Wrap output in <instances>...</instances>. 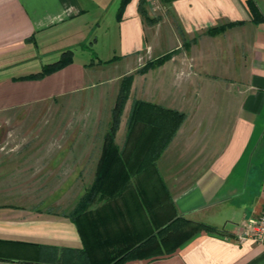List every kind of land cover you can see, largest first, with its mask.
<instances>
[{
	"label": "crops",
	"instance_id": "obj_1",
	"mask_svg": "<svg viewBox=\"0 0 264 264\" xmlns=\"http://www.w3.org/2000/svg\"><path fill=\"white\" fill-rule=\"evenodd\" d=\"M247 1L0 0V60L19 56V68L21 54L39 49L53 54L41 67L71 57L41 78L1 70L2 118L85 87L103 61H126L119 82L132 75L105 151L78 145L69 158L68 140L0 141V264H106L115 247L138 245L166 220L158 252L120 264H264V243L240 237L264 204L254 163L264 139V19L253 20ZM250 1L264 18V0ZM135 100L155 107L131 123ZM97 178L109 184L97 215L109 230L81 236L69 213ZM184 221L198 226L189 232Z\"/></svg>",
	"mask_w": 264,
	"mask_h": 264
},
{
	"label": "rangeland",
	"instance_id": "obj_2",
	"mask_svg": "<svg viewBox=\"0 0 264 264\" xmlns=\"http://www.w3.org/2000/svg\"><path fill=\"white\" fill-rule=\"evenodd\" d=\"M152 7H154V5H152ZM167 14V16H169V21H173L172 15L170 16V13ZM164 25L165 24H163L162 27H164ZM115 37L117 38V34ZM43 51L46 50L39 49L34 52H28L27 54H21L19 68H11L14 64L13 62L19 61V56L1 59L0 71L2 70L6 75H21L31 71L36 73L41 70L39 58H46L53 55L51 52L46 53L47 51ZM141 61L140 63L143 65L137 69V72L146 68L154 60ZM111 62L112 60L99 63V68L96 69V73L86 81L87 84L85 87L60 97L56 103H49L43 106L33 105L31 106L32 108L30 107L27 109L23 108L21 109V113L17 116H4L3 118L0 116V141L6 139L17 142H56L68 140L74 143V150L69 154V158L72 156L73 152L78 153V145L84 146L86 144H92L93 147L102 146L106 136L105 130L108 126L110 128L109 122L112 120V112L120 97L121 82H119L120 80H118L117 77L121 72H124L127 66L126 61L118 64ZM2 66L3 68L1 69ZM125 108L126 106L123 109ZM122 119L124 120V117ZM254 163L258 168L256 176L260 174L264 175V139L256 145ZM92 183L87 184L85 192L80 196L79 200H76L75 204H73L72 210L77 204L82 203L83 197L87 195ZM104 185L106 186L105 191L108 190V182L104 184H102V182L98 183V186L96 185V190L98 188H104ZM107 192L108 191L102 194L105 196L103 199L107 198ZM99 195V192L94 193L85 208V213L86 216H89L91 219L95 218V228H102L105 224L108 231L110 222L99 220L97 216L101 213L99 206L102 199L99 198ZM121 216L123 220L122 224L128 228L129 223L127 222L126 224L128 220H125L124 217L128 215L122 214ZM154 217H156V215L150 214L148 222L155 225L157 223L154 222ZM159 217L160 215L158 218ZM132 218L135 219L136 215ZM167 218H169V215H167ZM162 219L160 220L162 221ZM116 222L118 228L121 229V221L117 220ZM166 222L167 220L159 223H161L160 225L162 226L165 225ZM133 225L137 226L139 223H134ZM157 227L156 229H158ZM112 240L114 239H104L105 242Z\"/></svg>",
	"mask_w": 264,
	"mask_h": 264
},
{
	"label": "trees",
	"instance_id": "obj_3",
	"mask_svg": "<svg viewBox=\"0 0 264 264\" xmlns=\"http://www.w3.org/2000/svg\"><path fill=\"white\" fill-rule=\"evenodd\" d=\"M127 0H121V3L126 2ZM247 4L249 6V9L252 13L253 20L259 21L263 20V15L259 12V10L256 8V6L252 3V1L248 0ZM156 19V18H155ZM152 18V20H155ZM168 57V55H165L161 57L160 59H157L153 62H151L146 68L142 69L140 72H143L144 70H147L148 68L152 67L154 64H158L159 62H162L165 60L164 58ZM71 61V57L68 54V52H63L59 59L52 63H47L44 64L41 67L40 71H37L36 73H30L24 77L26 78H41L46 74H49L51 72H54L55 70L63 67L64 65L68 64ZM109 61V60H108ZM106 62V61H103ZM132 83V75H128L123 77L121 81V88H120V97L119 101L117 102L116 106L113 109L112 112V121L110 125V130L108 133H106V136L104 138L103 142V150L108 149L110 145L113 144V139H114V133L117 130L118 127V121L119 117L121 115V112L124 108L125 102L127 101L129 97V92H130V86ZM143 106H152L155 107V105H152L150 103H146L140 100H135L132 105H131V112L129 115V121L132 123V121L136 120V113L142 108ZM101 178V177H100ZM103 178V177H102ZM101 178V179H102ZM98 183H100L99 178H97L93 183L92 186L90 187V190L88 191L87 195L83 197V201L80 204H77V206L74 207L72 211L69 213V218L70 220L74 223L75 227L77 228V231L79 234L82 236V233H88L92 235L93 229H95V218L91 219L89 216H86L85 213V208L88 205V202L94 195V193H98V191L103 194L104 190L102 188H98L96 190V185L98 186ZM129 184V183H128ZM128 184L124 185L125 187L128 186ZM104 189V188H103ZM106 192V191H105ZM108 194V192H107ZM105 194V195H107ZM186 224L188 223L189 226V232L193 230V228H196L198 226V223H193L190 221H184ZM173 223V222H172ZM171 220L168 221L165 225L162 226L161 229H159L156 233L151 234L149 237L145 238L142 242H140L138 245H135L130 248H118L115 247L114 249V254L109 262L106 264H120L123 256L127 255H133V256H144V255H149L155 252H158V246L159 242H162L163 239L165 238L163 231L169 230V227L172 226ZM157 234H160V237H157Z\"/></svg>",
	"mask_w": 264,
	"mask_h": 264
},
{
	"label": "built area",
	"instance_id": "obj_4",
	"mask_svg": "<svg viewBox=\"0 0 264 264\" xmlns=\"http://www.w3.org/2000/svg\"><path fill=\"white\" fill-rule=\"evenodd\" d=\"M240 235L241 238L264 243V204L255 219L242 225Z\"/></svg>",
	"mask_w": 264,
	"mask_h": 264
}]
</instances>
